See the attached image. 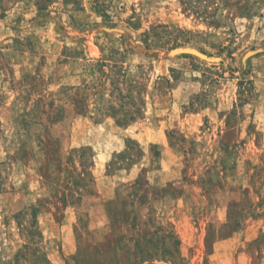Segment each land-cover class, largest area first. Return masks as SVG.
Wrapping results in <instances>:
<instances>
[{"label": "rangeland", "instance_id": "1", "mask_svg": "<svg viewBox=\"0 0 264 264\" xmlns=\"http://www.w3.org/2000/svg\"><path fill=\"white\" fill-rule=\"evenodd\" d=\"M0 264H264V0H0Z\"/></svg>", "mask_w": 264, "mask_h": 264}, {"label": "trees", "instance_id": "2", "mask_svg": "<svg viewBox=\"0 0 264 264\" xmlns=\"http://www.w3.org/2000/svg\"><path fill=\"white\" fill-rule=\"evenodd\" d=\"M75 100V99H74ZM76 101V100H75ZM75 107L77 108V112L80 114L81 112H82V110L81 109H79L78 108V105H77V103L75 102ZM132 117H133V115L131 114V113H129V114H126L125 116H124V118H122V119H120V120H118L120 123H125V121L126 120H130V119H132Z\"/></svg>", "mask_w": 264, "mask_h": 264}]
</instances>
